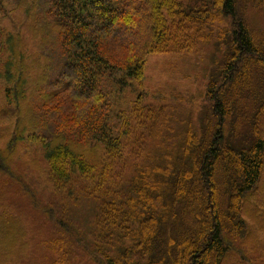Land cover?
<instances>
[{
	"label": "trees",
	"instance_id": "1",
	"mask_svg": "<svg viewBox=\"0 0 264 264\" xmlns=\"http://www.w3.org/2000/svg\"><path fill=\"white\" fill-rule=\"evenodd\" d=\"M262 2L0 0V83L16 117L0 147V264L25 247L45 264H264V102L251 138L234 133L233 119L247 79L254 70L264 77V43L245 16ZM215 39L228 53L208 87L206 124L164 141L159 161L126 179V192L134 123L122 95L149 55L191 53ZM27 142L43 152L51 192L98 204L86 232L16 166Z\"/></svg>",
	"mask_w": 264,
	"mask_h": 264
},
{
	"label": "rangeland",
	"instance_id": "2",
	"mask_svg": "<svg viewBox=\"0 0 264 264\" xmlns=\"http://www.w3.org/2000/svg\"><path fill=\"white\" fill-rule=\"evenodd\" d=\"M183 1L191 8L199 7L203 2V0ZM257 5H247L245 16L257 40L264 43V2ZM218 42L215 39L212 42L214 44L211 42L204 44L194 52L186 54L172 52L149 55L142 79L133 82L122 95L120 107L124 108L134 123L126 140L125 156L128 155V165L123 168L121 177L125 182L122 188L126 192L129 186L126 179L131 180L141 167L159 161V153L156 156L155 154L164 146V141L170 138L171 143L175 144L182 132L194 127L195 131L200 133L202 124H206L205 119L211 110L208 87L228 53V48ZM28 50L34 54L38 51L30 42ZM34 71L38 75L39 68H35ZM255 72L254 70L252 77L247 79L246 85L250 87L242 93L241 101L240 98L238 99L239 102L235 105L237 112H233V119H237L234 133L236 132L238 137L240 134L247 137L253 134L252 121L256 119L260 105L264 102V77L254 78ZM245 96L246 98H243ZM256 98H260L257 104H255ZM5 104L3 86L0 83V147L2 148L10 142L14 123L16 124V117ZM134 104L137 106V111L132 112L131 108ZM24 107H27V103ZM231 122L233 123L231 120L228 124L230 128ZM156 131L158 138L154 134ZM15 163L38 188L44 202L60 207L73 219L80 232H86L88 219L95 220L93 213L98 214V204L84 194L78 193L79 191H74L72 194L67 192L65 195L51 192L48 173L45 172L47 163L39 146L28 142L20 144L15 152ZM21 211L19 213L25 218L26 224L30 227L34 226L36 222L33 212L27 209ZM246 215L251 218L250 214L246 213ZM15 249V253L20 252L31 261L15 254L10 257V264H45L40 258L37 260L31 258L29 251L24 252L28 248Z\"/></svg>",
	"mask_w": 264,
	"mask_h": 264
}]
</instances>
